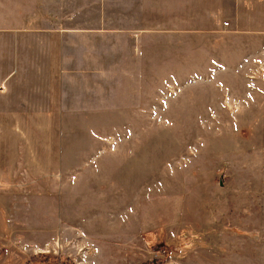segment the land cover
I'll list each match as a JSON object with an SVG mask.
<instances>
[{"label":"rangeland","instance_id":"rangeland-1","mask_svg":"<svg viewBox=\"0 0 264 264\" xmlns=\"http://www.w3.org/2000/svg\"><path fill=\"white\" fill-rule=\"evenodd\" d=\"M146 26L134 61L130 41H100L114 120L0 122L48 147L14 145L0 264H264V0H0L1 71L13 45L25 65L44 44L12 35Z\"/></svg>","mask_w":264,"mask_h":264},{"label":"crops","instance_id":"crops-1","mask_svg":"<svg viewBox=\"0 0 264 264\" xmlns=\"http://www.w3.org/2000/svg\"><path fill=\"white\" fill-rule=\"evenodd\" d=\"M196 3L197 0H188ZM217 2L218 0H210ZM251 1V0H250ZM238 24L245 19V13L237 15ZM191 19V18H190ZM189 20V27L183 32H195L196 25H205L204 22H196V17ZM214 25V24H212ZM146 26L131 30V34L111 33H45V34H17L12 35L11 40L44 43L41 46L30 45L27 53L35 54L34 58L24 61L20 65V45H13L11 52L12 68L8 73L1 71L0 67V122L31 121V122H64L68 121H103L114 120L117 111L118 86H102L99 80L101 74L105 73L101 67L103 59L107 54L100 53V41H116L118 37L130 41L129 56L132 61L137 59L140 50L139 43L146 38ZM179 31V30H177ZM182 32V30H181ZM206 32V31H203ZM255 32V31H254ZM8 35L0 36V39ZM54 44H48V42ZM0 52V58H2ZM24 53V52H23ZM116 53V47L109 50ZM29 54V55H30ZM43 54V55H42ZM143 73V72H142ZM132 75V73H128ZM135 79L134 76H132ZM147 79L142 78L140 85L147 84ZM6 92V93H5ZM147 96L140 93V97ZM11 103L7 102L10 101ZM5 100L4 104L3 101ZM7 106V107H6ZM46 135L40 138L21 137L15 130L0 131V188L11 185V180L20 177V171L15 172L16 159L15 144L21 145L25 157L29 153L48 154V147L42 145ZM41 140V142H40ZM44 143L47 144V141ZM22 159V158H21ZM39 162L31 163L30 174L42 185L48 181L45 167ZM1 199L8 200L4 194Z\"/></svg>","mask_w":264,"mask_h":264},{"label":"trees","instance_id":"trees-1","mask_svg":"<svg viewBox=\"0 0 264 264\" xmlns=\"http://www.w3.org/2000/svg\"><path fill=\"white\" fill-rule=\"evenodd\" d=\"M43 256L47 257L46 255H40V256H36V257L33 256V259L35 260V258H37V257H43ZM48 262H49V261H46V260H45V261H42L41 263H46V264H48Z\"/></svg>","mask_w":264,"mask_h":264}]
</instances>
